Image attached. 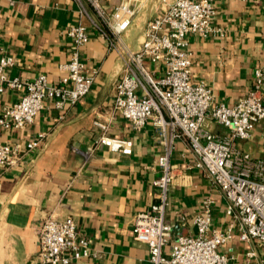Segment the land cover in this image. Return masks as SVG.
<instances>
[{
	"label": "crops",
	"instance_id": "crops-1",
	"mask_svg": "<svg viewBox=\"0 0 264 264\" xmlns=\"http://www.w3.org/2000/svg\"><path fill=\"white\" fill-rule=\"evenodd\" d=\"M110 11L121 0H101ZM131 27L115 47L96 30L100 25L95 10L86 0L0 1V58L13 57L16 65L11 78L34 80L46 75L56 84L63 76L60 66L69 62L74 46L68 31L84 26L90 42L79 50L89 71L99 73L90 93L74 107L57 110L53 105L42 111L32 125L17 130L0 124V144L29 143L43 135L39 146L23 155L19 167H0V264H38L37 230L49 218H73L79 232L87 237L96 255L71 264H151L148 246L134 240L133 226L139 213L150 211L159 202L155 181L161 176L158 159L163 153L159 133L152 123L135 131L130 122L113 111L116 86L123 77L127 56L123 49H140L148 23L161 16L173 0H140ZM217 15L213 25L223 37L203 39L190 35L193 81L204 82L215 101L233 106L254 85V72L264 63V0H213ZM157 76L164 66L148 63ZM20 93L0 94V119L4 109L18 102ZM97 123L108 126L107 134L133 141L131 156L97 146L103 134ZM216 134L227 130L209 121ZM263 125L257 127L255 146L239 147L262 158ZM176 179L170 190L167 221L172 226V241L180 236H195L194 218L204 203L213 199L216 228L226 229V202L209 179L193 168V155L187 139L177 140L172 155ZM171 246L165 248L169 252ZM257 254L253 264H263L264 251L255 243L239 240V231L221 248L231 262L244 264L247 252Z\"/></svg>",
	"mask_w": 264,
	"mask_h": 264
},
{
	"label": "built area",
	"instance_id": "built-area-1",
	"mask_svg": "<svg viewBox=\"0 0 264 264\" xmlns=\"http://www.w3.org/2000/svg\"><path fill=\"white\" fill-rule=\"evenodd\" d=\"M4 1L14 4V0ZM86 1L100 19V25L93 23L94 28L110 41L113 39V47L133 24L141 3L121 0L110 11L101 0ZM216 15L213 0H173L161 16L148 23L138 51L123 49L128 59L116 86L113 111L130 122L135 131L152 123L163 145L158 159L161 176L155 181L161 197L150 211L136 216L133 226L134 240L148 246L151 264H235L221 252L235 230L239 231L240 241L255 243L264 251V159L239 147V143L252 142L257 127L264 126V63L254 72L253 88L233 106L217 103L206 83H195L189 37H223V30L213 25ZM68 37L74 52L69 62L60 66L63 76L56 84L50 83L46 75L34 80L11 78L8 71L16 65L15 59L0 58V94L20 93L19 101L4 109L0 124L8 129H25L49 106L57 110L74 107L90 93L99 71H89L79 55V50L90 42V35L78 25L68 31ZM148 63L164 66V73L157 76ZM209 121L227 133H214L207 127ZM97 126L103 131L97 146L125 156L133 154V141L109 136L105 124ZM43 138L41 135L25 150L19 145L0 144V167H19L23 155L38 147ZM181 138L189 142L193 168L204 173L221 192L225 215L231 222L226 229L216 228L212 214L215 201L208 199L202 213L193 220L196 235L180 236L173 242L167 211L176 179L172 155ZM261 139L264 145V127ZM37 236L38 264H71L96 255L90 240L79 232L71 217L47 219ZM168 246L171 249L166 253ZM256 254L254 250L247 252L244 264H253Z\"/></svg>",
	"mask_w": 264,
	"mask_h": 264
},
{
	"label": "rangeland",
	"instance_id": "rangeland-1",
	"mask_svg": "<svg viewBox=\"0 0 264 264\" xmlns=\"http://www.w3.org/2000/svg\"><path fill=\"white\" fill-rule=\"evenodd\" d=\"M242 144H249L251 146H255L254 144H252L251 142H247V143H242ZM260 156L264 159V153L260 154Z\"/></svg>",
	"mask_w": 264,
	"mask_h": 264
}]
</instances>
